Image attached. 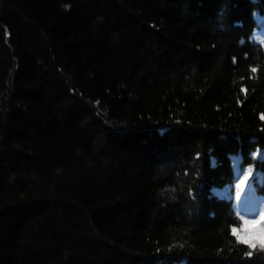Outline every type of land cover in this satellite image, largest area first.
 I'll return each instance as SVG.
<instances>
[{"label": "trees", "instance_id": "1", "mask_svg": "<svg viewBox=\"0 0 264 264\" xmlns=\"http://www.w3.org/2000/svg\"><path fill=\"white\" fill-rule=\"evenodd\" d=\"M261 213L264 0H0V264H264Z\"/></svg>", "mask_w": 264, "mask_h": 264}, {"label": "snow or ice", "instance_id": "2", "mask_svg": "<svg viewBox=\"0 0 264 264\" xmlns=\"http://www.w3.org/2000/svg\"><path fill=\"white\" fill-rule=\"evenodd\" d=\"M256 71V68L252 69L253 73ZM247 179L248 174H245L244 179L240 180L236 187L239 189ZM231 234L238 244L246 245L251 251H254L258 246H264V213L255 219L241 217L239 227L232 228Z\"/></svg>", "mask_w": 264, "mask_h": 264}, {"label": "clouds", "instance_id": "3", "mask_svg": "<svg viewBox=\"0 0 264 264\" xmlns=\"http://www.w3.org/2000/svg\"><path fill=\"white\" fill-rule=\"evenodd\" d=\"M255 250H259L260 252H264V246H258ZM253 251L249 250L245 253L246 256H252Z\"/></svg>", "mask_w": 264, "mask_h": 264}]
</instances>
